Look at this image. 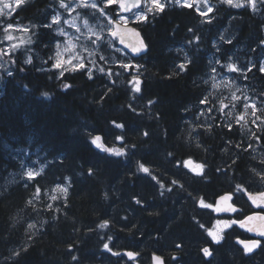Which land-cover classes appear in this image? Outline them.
<instances>
[{"label":"trees","instance_id":"16d2710c","mask_svg":"<svg viewBox=\"0 0 264 264\" xmlns=\"http://www.w3.org/2000/svg\"><path fill=\"white\" fill-rule=\"evenodd\" d=\"M58 10H64L60 0H25L11 15H0V35L7 23L31 27L30 40L5 53L0 66V264H150L155 252L166 264H264V241L247 252L237 243L249 238L238 225L219 243L207 232L219 218L218 196L233 194L241 220L251 208L236 186L264 187L253 172L264 170V114L240 120L230 111V87L216 88L212 79L215 72L229 75L234 90L261 107L264 3L256 11L219 1L208 16L181 5L147 13V20L131 23L148 52L138 58L119 53L91 79L86 68L63 76L54 68L63 39L52 24ZM102 49L111 52L106 43ZM129 60L139 72L120 67ZM230 63L243 71L228 70ZM132 75L142 81L139 93ZM96 136L104 148H123L125 155L97 148ZM206 245L213 251L209 260ZM126 250L139 258L130 260Z\"/></svg>","mask_w":264,"mask_h":264},{"label":"snow or ice","instance_id":"6c2138e0","mask_svg":"<svg viewBox=\"0 0 264 264\" xmlns=\"http://www.w3.org/2000/svg\"><path fill=\"white\" fill-rule=\"evenodd\" d=\"M24 0H15V4L17 7H20L22 6ZM175 2L177 4L180 3V0H175ZM246 2L251 5L253 7V9H255V5H256V0H246ZM0 3H2V8H0V15H8V13H4L3 12V9H6V8H11V5L4 2V0H0ZM100 3L103 5V7L99 6L95 0L94 2H92L91 4L88 3V0H81V2L79 3V7H83V8H92L96 11H98L100 13L101 16H104L107 20H108V23L113 25L112 28H109L108 30V34L110 36H112L114 39H118L119 40V43L120 44H123L125 48H128L131 50V52L133 53H140L142 51H144V49L146 48V45L143 43V41L141 40L139 46L135 45V44H129V43H126L125 42V38H124V32L121 31V22H123V25H127L128 24V17L124 16V15H120V13H123V12H130L131 9L133 8H138L141 6V0H133V2L131 4L128 3V0H100ZM145 3H146V7L144 10H142L141 12L139 13H134L133 15L135 16V20L137 22H142V21H145L147 20V13H153L154 11L155 12H163L164 11V8H165V5L163 3L160 2V0H145ZM205 3H207V0H205ZM220 3L222 4H227L228 6L230 7H236V8H240V7H243L244 4L240 2V0H220ZM262 3H264V0H262ZM113 5H118V11L116 9H113L111 6ZM147 5H150V6H147ZM60 6L65 8L66 10H68L70 8V4H67L64 2V0H60ZM185 7H191L190 4H188L187 2H185L184 4ZM109 9V12H105V9ZM14 11V9H13ZM199 11V9H198ZM212 11V8L211 7H208L207 8V11H200V15L201 16H207V13L208 12H211ZM112 13V14H110ZM208 23H211V19H209L207 21ZM60 23V17L59 15H56V16H53L52 18V24H59ZM64 23H68V21H64ZM85 24H87V21H85ZM45 27H51V25H44ZM73 27H75V24L72 25ZM13 27L12 24H8L7 25V28H11ZM7 28L5 29V31H7ZM128 32H131L133 34H135L137 37H139V32H137L135 29H126ZM77 31L79 32V28H77ZM189 31H191V29H189ZM58 35H65V32L63 29H60L59 32H58ZM7 39L11 40L12 37L11 36H8ZM76 39L78 40L79 37H76ZM198 39V38H197ZM99 40H102V38L99 36V35H96V40H92L91 43L92 44H96V41H99ZM230 42V41H229ZM261 43H264V41H261ZM109 46L111 47V42L109 43ZM15 48V46H13ZM60 45L59 43L57 44V48H59ZM76 47V44H73L71 41H69L66 45H65V48L64 50L65 51H69L70 48H75ZM116 51H122V49H116ZM57 55L59 56V52L57 53ZM78 60V63L73 65L72 67V71H78V70H81V69H85L86 68V65L84 63V59L82 57H78L76 56L75 54H73L67 61H64L62 59H57L55 64H54V67L57 68V69H61L62 66L67 63V64H72V61L73 60ZM101 60H104L105 57L104 56H101L100 57ZM25 63H31V60H26ZM217 63H219V61H217ZM120 67L125 71V72H129L130 73V69L132 68H135L137 70V72H139V68L140 66L139 65H133L131 63V61H121L120 62ZM178 69L180 71H184L185 70V64L184 63H181L179 64L178 66ZM226 67L228 68V70L230 71H243V69H237L236 66L234 64H228L226 65ZM249 71L251 70V68L248 69ZM101 72L104 71V69H100ZM213 72L216 71L215 68L212 69ZM259 71L261 72H264V65H262L260 68H259ZM11 74V73H9ZM63 70L60 72V75L63 76ZM110 75V73H109ZM117 75H120V73H117ZM88 77L89 79L92 78V73H91V70L89 69L88 70ZM130 83L133 84V91L136 92V93H139L141 92V83L142 81L140 80L139 78V75H132V78H131V81H129ZM65 88H68L70 87V85L68 84H65L64 85ZM234 99H239L238 97H234ZM247 99V97L245 98ZM200 103L201 104H206L207 103V97L203 98L200 100ZM228 105H223V108H227ZM252 108L254 111H253V114H255V111H260L262 114H264V101L261 102V107L259 109L256 108V103L253 102L251 105L245 103L244 105V109H245V114H247L249 108ZM223 108L220 109V111H223ZM209 112L212 111L211 108H208L207 109ZM240 120H243L244 119V115H241L239 117ZM257 120L261 119L260 116H257L256 117ZM253 123H255V121H253ZM114 126L116 128H123L124 125L122 124H116L115 122H113ZM229 128H231V125H229ZM262 131H264V129H262ZM145 136L148 135L147 132L144 133ZM254 135V134H253ZM117 139H120V140H123V137H117ZM257 140L260 139V137H256ZM101 140V137L100 136H96L93 138L92 140V143L94 145H96L97 148H101L103 151L105 152H109L111 154H114L116 156H124L125 155V152L123 150V148L119 149V150H113V149H108V148H104L101 144L97 143L98 141ZM246 150V149H245ZM190 163V161L188 162ZM262 164H264V161H261ZM198 168H202L203 165H197ZM139 168L142 172L144 173H148L149 175H151V173L149 172V169L147 167H145L143 164H140L139 165ZM253 172L260 177V179L262 181H264V170L260 171V172H256L255 169H253ZM93 174V170L92 169H89V175H92ZM37 175V173H34L33 171H29L27 173V176H28V179L30 180H33L35 179V176ZM152 179L153 180H156V177L155 176H152ZM173 184L176 183V181H173L172 182ZM161 187H163V185L161 184ZM64 192H67V188H64L62 189ZM236 190L238 192H241V193H247V196H248V199L252 201V204H255L257 207H260L261 204H264V191H261L259 192L258 196H254L251 192H248L247 189L243 188L241 185H237L236 186ZM168 191H172L171 188L168 189ZM163 195V193H161ZM241 197H237V199H239ZM53 199H55V197H53ZM232 199V196L231 195H224V196H221L220 197V200L222 201H228V200H231ZM259 199V201L261 203H257V200ZM140 201L137 200V204H139ZM201 205L203 207H206V208H212L213 205L211 204H204V201L201 200ZM216 211L218 212H233V213H239V215H244L243 211L242 210H238L236 207H233L231 205L227 206V207H224V208H219L217 207L216 208ZM259 219L260 221L264 222V216H258V217H253V216H247L245 220H220L218 219L216 221L217 225H223L224 227H230L232 224H237L239 223L240 227H245V224H246V221L247 220H253V219ZM105 224H101L100 227H104ZM29 227H32L31 225ZM201 227H203V225H201ZM249 231H253L252 228H249L248 229ZM208 235L212 237L213 241L216 242V243H219L220 242V239L222 238H218L216 233H214L212 230H208ZM259 235L260 236H264V230L260 231L259 232ZM243 243V242H241ZM251 246H249L248 244H245V250L247 252H251L252 251V248L255 247V246H259L260 245V241L258 240H253L250 242ZM104 247L106 249H108L109 251H111V249L108 247V244H105ZM177 247H180L179 245H177ZM203 253L205 256H209L211 255L212 253L210 252L209 248L205 247L204 249H202ZM113 255H119V253H113ZM126 255L129 257V258H135V253L133 252H128L126 253ZM73 259H75V257H73ZM153 260L154 262H156V264H163V261L161 260V258L159 256H153Z\"/></svg>","mask_w":264,"mask_h":264},{"label":"rangeland","instance_id":"374dc122","mask_svg":"<svg viewBox=\"0 0 264 264\" xmlns=\"http://www.w3.org/2000/svg\"><path fill=\"white\" fill-rule=\"evenodd\" d=\"M25 1V0H24ZM4 2L11 5V8L3 9L4 13H8V15H11L15 9L17 8L15 4V0H4ZM65 3L70 4V8L66 10H58L56 15H59L60 17V23L56 26L57 31L59 32L60 29H63L65 32V35L63 36V39L59 42L60 47L57 48L55 51L54 56V62L55 64L57 59H62L64 61H67L73 54H75L78 57H82L84 59V63L86 65V69H90L91 72L95 70H100L101 68L106 70V64L116 61L117 58L121 57L119 53H127L122 47L119 46L117 40L112 38L108 34L109 28H112L113 25L108 23V20L101 16L100 13L97 11V16L93 19L90 15H88L86 12L82 11L79 7V3L81 0H64ZM94 2V0H88V3L91 4ZM95 2L103 7L101 4L95 0ZM161 3H163L165 6L167 4H174L176 3L175 0H160ZM187 2L188 4H195L198 6V9H202V11H207L208 7H214L212 6V0H207V3H205V0H180L179 4H184ZM241 3L244 5H248L251 8H253L251 5H249L246 0H240ZM262 0H256L255 9H258L260 6V3ZM150 6V5H147ZM146 7V4L144 7H142L140 10H137L131 14H123L120 13V15H124L128 17V24L135 20L134 13H139L142 10H144ZM0 8H2V3H0ZM90 8V7H88ZM14 9V11H13ZM87 9V8H86ZM92 9V8H90ZM213 9V8H212ZM118 11V10H117ZM105 12H108L107 9H105ZM208 12L207 14H209ZM112 14V13H110ZM3 16V15H2ZM7 17V15H6ZM64 21H68V23H64ZM85 21H87V24H85ZM123 23V22H122ZM10 23H7V25ZM75 24V27L72 25ZM7 25L4 26V33L0 35V66L3 65L5 62V53H10L11 51L17 50L19 47L24 46L29 40H30V30L31 27L23 24H12L13 27L7 28ZM3 27V26H2ZM7 28V31L5 29ZM77 28H79V32L77 31ZM96 35H99L102 40L96 41V44H92V40H96ZM8 36H11L12 39H7ZM76 37H79L77 40ZM71 41L73 44H76L75 48H70L69 51H65V45ZM111 42V47L109 46V43ZM103 43H106V46L110 48V51L102 49ZM15 46V48L13 47ZM116 49H122V51H116ZM59 52V56L57 53ZM128 54V53H127ZM129 55V54H128ZM104 56L105 59L101 60L100 57ZM78 60H73L72 64L65 63L61 69H58L59 71L63 72L65 70H71L73 65L77 64ZM55 68V67H54ZM214 86L220 87L224 85H228L231 89L230 94H228L227 98L230 100V111L237 114L238 117L241 115H244V119L249 116V114L253 113V109L250 107L247 114H245L244 105L245 103L251 105L252 102L250 100L249 95L243 94L241 91L234 90L233 88V82L231 81L229 75H220L218 72H215L212 75ZM234 97H238L239 99H234ZM247 97V99H245ZM240 106L238 107V105ZM97 143L100 144V141ZM60 188H56L55 192L58 193ZM220 220H232L229 218H226V216H223L220 218ZM227 227H224L223 225H217L216 221L210 230H212L214 233H216L217 237L219 238L221 236L222 230L226 229ZM222 229V230H221Z\"/></svg>","mask_w":264,"mask_h":264},{"label":"water","instance_id":"95a60500","mask_svg":"<svg viewBox=\"0 0 264 264\" xmlns=\"http://www.w3.org/2000/svg\"><path fill=\"white\" fill-rule=\"evenodd\" d=\"M132 2H133V0H128V3H129V4H131ZM144 3H145L144 0H141V6H140V7H138V8H133V9H131L130 12H123V14H131V13L135 12L136 10L141 9V8L144 6ZM117 6H118V5H117ZM126 29H135L137 32H139V37H137L135 34H133V33H131V32H128ZM121 31L124 32V38H125V42H126V43H129V44H135V45L139 46V44H140V42H141V40H142L143 43L146 45V48L144 49V51H142V52H140V53H133V52H131L130 49L125 48L123 44H120L118 39H115V40H117L119 46L122 47V48H123V49H124V50H125L130 56L135 57V58H138V57H141V56L145 55V54L148 52V44H147V42H146V40H145V38H144V36H143L141 30H140L136 25H134V24H132V23H129V24H127V25L125 26V25H123V23L121 22ZM112 38H113V37H112ZM189 161H190V163H188ZM186 166H188V167H193V166H194V162L191 161V160H187V162H186ZM251 193H252L254 196H258V194H259V192H251ZM224 195H231V196H232V199H231V200H228V201H222V200H220V197H221V196H224ZM247 198H248V196H247ZM233 199H234L233 195H232L231 193H229V192H227V193H223V194H221L220 196H218L217 199H216V201H215V203H214V206H215V214H216L217 216H223V215H226V214L235 215L236 213H233V212H218V211H216V208H217V207H219V208H224V207H227V206H229V205H231V206H233V207H236L238 210H241L240 207L234 203V200H233ZM248 200H249V199H248ZM249 202H250V204L252 205V207H253L254 209H256V210H261V209L264 210V204H261L260 207H257L255 204H252V201H251V200H249ZM257 203H261V202L259 201V199L257 200ZM249 216H253V217L264 216V213H258V212H255V213H252V214L249 215ZM245 219H246V218H245ZM245 219H244V220H245ZM244 228L247 229V230H248L249 228H252L253 231H250V232L254 233L255 235H259V232L262 231V230H264V222L260 221L258 218H257V219H253V220H247ZM259 236H260V235H259ZM261 237H264V236H261ZM251 241H252V240H240V239H239V240L237 241V243H238L239 245H241V246H245V244H248V245H249ZM241 242H243V243H241ZM207 248H209L210 252L212 253V254L209 255V256H205L206 259L209 260V259L212 258L213 252H212V250H211V248H210L209 246H207ZM128 252H133V253H135V254H136V255H135V258H134V259H133V258H129V257L126 255V253H128ZM123 254H124L125 256H127L130 260H137V259L139 258V253H136V252H134V251L126 250V251L123 252ZM153 256H159V257L161 258V260L163 261V264H166V260H165V258H164L162 255H160V254H158V253H156V252L153 253V255H152V261H151L150 264H156V262H154V260H153Z\"/></svg>","mask_w":264,"mask_h":264},{"label":"flooded vegetation","instance_id":"af4514ba","mask_svg":"<svg viewBox=\"0 0 264 264\" xmlns=\"http://www.w3.org/2000/svg\"><path fill=\"white\" fill-rule=\"evenodd\" d=\"M220 0H212V6L214 5V7H212L213 9H212V11L209 13V14H211V13H213V12H215V5L219 2ZM185 4V3H184ZM184 4H177V3H174V4H167L166 6H169V5H181V6H184ZM195 4H197L196 2H194L193 4H191V7H194L197 11H198V6H196ZM261 4V3H260ZM246 6H248V5H244L243 7H246ZM250 7V6H249ZM251 8V7H250ZM251 9H253V8H251ZM260 9V6H259V8L258 9H253V10H259ZM200 11H202V9H199V13H200ZM209 14H207V16L209 15ZM248 192H261V191H264V187H262V188H260L259 190H257V191H249V190H247ZM235 203V202H234ZM243 203H249V205H250V208L252 209H250V212L243 218V219H241V220H244L247 216H249V215H251L252 213H255V212H258V213H264V210H256V209H254L253 207H252V205L250 204V202H249V200H248V198H247V193H245V196H244V199H243ZM239 206V205H238ZM240 209H241V207H240ZM229 216H231V217H229ZM221 217H219V218H217L215 221H217L218 219H220ZM226 218H229V219H235V220H240V219H237L236 218V214L234 215V216H232L231 214H228V215H226ZM215 221L213 222V224L211 225V227H208L207 228V232H208V230H210V228H212L213 227V225H214V223H215ZM234 225H238L239 227H240V225H239V223H237V224H232L230 227H227L226 229H221L222 230V233H221V236L219 237V238H221L220 239V241L225 237V233L229 230V229H231ZM241 229L245 232V234H246V236H248L249 238L247 239V240H258V241H260V245L262 244V242L264 241V237H261V236H259V235H255L254 233H252V232H250L249 230H247V229H245L244 227H241ZM210 237V239H211V241H213V239H212V237L211 236H209ZM239 240V239H238ZM214 242V241H213ZM259 245V246H260ZM207 246H209L210 248H211V246L210 245H206L205 247H207ZM249 246H251V244H249ZM204 247V248H205ZM244 248H245V246H243ZM258 246H255V247H253L252 248V250L253 249H255V248H257ZM212 250V249H211ZM213 252V251H212Z\"/></svg>","mask_w":264,"mask_h":264}]
</instances>
